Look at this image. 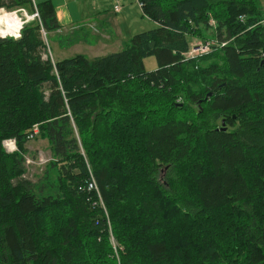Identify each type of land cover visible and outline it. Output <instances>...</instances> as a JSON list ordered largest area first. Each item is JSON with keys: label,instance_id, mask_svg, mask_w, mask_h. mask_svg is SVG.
Listing matches in <instances>:
<instances>
[{"label": "trees", "instance_id": "trees-1", "mask_svg": "<svg viewBox=\"0 0 264 264\" xmlns=\"http://www.w3.org/2000/svg\"><path fill=\"white\" fill-rule=\"evenodd\" d=\"M138 1L155 28L54 59L53 1L0 0L23 20L0 34V264H264L262 2Z\"/></svg>", "mask_w": 264, "mask_h": 264}, {"label": "rangeland", "instance_id": "rangeland-1", "mask_svg": "<svg viewBox=\"0 0 264 264\" xmlns=\"http://www.w3.org/2000/svg\"><path fill=\"white\" fill-rule=\"evenodd\" d=\"M41 2L44 0H36ZM63 23L62 30L44 33L50 54L54 59L71 57L83 53L88 57L105 55L124 48L126 40L134 34L153 29L157 23L143 15L138 0H52ZM264 8V0H261ZM122 7L115 12L114 6ZM101 14V16H99ZM23 25L21 16L7 9L0 10V34L18 36ZM213 29L209 32L212 33ZM15 33V34H12ZM214 37V36H213ZM215 41V39H210ZM203 40L194 38L192 42ZM145 65L152 70L157 68L154 56L145 59ZM12 139L5 140L9 150ZM9 145V146H8ZM16 145V144H15ZM12 147V146H11ZM27 176L40 180L53 159L47 139H31L27 143ZM17 149V146L14 150Z\"/></svg>", "mask_w": 264, "mask_h": 264}, {"label": "built area", "instance_id": "built-area-1", "mask_svg": "<svg viewBox=\"0 0 264 264\" xmlns=\"http://www.w3.org/2000/svg\"><path fill=\"white\" fill-rule=\"evenodd\" d=\"M121 9H122V7L120 5L114 6L115 12H120ZM214 44H215V41H213V40L201 41L199 43L198 42H191L189 51L186 53V56L187 57H196V56L208 53ZM11 146L12 147H10L9 150H14L16 148L14 141H11ZM90 186L93 187L95 185L91 184Z\"/></svg>", "mask_w": 264, "mask_h": 264}, {"label": "crops", "instance_id": "crops-1", "mask_svg": "<svg viewBox=\"0 0 264 264\" xmlns=\"http://www.w3.org/2000/svg\"><path fill=\"white\" fill-rule=\"evenodd\" d=\"M58 15H59V18H60V14H59V12H58ZM101 15H103V14H101V13H100V15H99V16H101Z\"/></svg>", "mask_w": 264, "mask_h": 264}, {"label": "bare ground", "instance_id": "bare-ground-1", "mask_svg": "<svg viewBox=\"0 0 264 264\" xmlns=\"http://www.w3.org/2000/svg\"><path fill=\"white\" fill-rule=\"evenodd\" d=\"M12 34H15V33H12ZM16 35V34H15ZM5 36V35H4ZM9 147H11V146H9Z\"/></svg>", "mask_w": 264, "mask_h": 264}, {"label": "water", "instance_id": "water-1", "mask_svg": "<svg viewBox=\"0 0 264 264\" xmlns=\"http://www.w3.org/2000/svg\"><path fill=\"white\" fill-rule=\"evenodd\" d=\"M3 36V35H2ZM223 129H226V128H223Z\"/></svg>", "mask_w": 264, "mask_h": 264}]
</instances>
